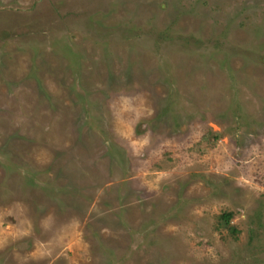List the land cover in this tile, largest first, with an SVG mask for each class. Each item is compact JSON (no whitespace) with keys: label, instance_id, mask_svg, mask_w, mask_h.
Returning <instances> with one entry per match:
<instances>
[{"label":"rangeland","instance_id":"374dc122","mask_svg":"<svg viewBox=\"0 0 264 264\" xmlns=\"http://www.w3.org/2000/svg\"><path fill=\"white\" fill-rule=\"evenodd\" d=\"M0 264H264V0H0Z\"/></svg>","mask_w":264,"mask_h":264},{"label":"trees","instance_id":"16d2710c","mask_svg":"<svg viewBox=\"0 0 264 264\" xmlns=\"http://www.w3.org/2000/svg\"><path fill=\"white\" fill-rule=\"evenodd\" d=\"M217 137L219 135H216ZM233 213L232 212H226L221 215V218L225 221V223L229 226L231 225V219H232Z\"/></svg>","mask_w":264,"mask_h":264}]
</instances>
